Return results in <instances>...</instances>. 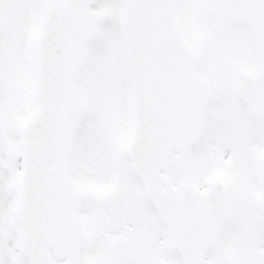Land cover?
I'll use <instances>...</instances> for the list:
<instances>
[{
	"label": "snow or ice",
	"instance_id": "6c2138e0",
	"mask_svg": "<svg viewBox=\"0 0 264 264\" xmlns=\"http://www.w3.org/2000/svg\"><path fill=\"white\" fill-rule=\"evenodd\" d=\"M0 264H264V0H0Z\"/></svg>",
	"mask_w": 264,
	"mask_h": 264
}]
</instances>
